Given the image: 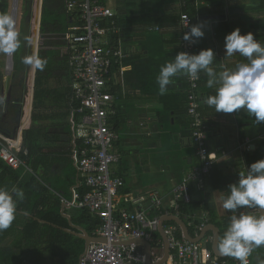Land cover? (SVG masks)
<instances>
[{
    "label": "crops",
    "instance_id": "obj_1",
    "mask_svg": "<svg viewBox=\"0 0 264 264\" xmlns=\"http://www.w3.org/2000/svg\"><path fill=\"white\" fill-rule=\"evenodd\" d=\"M35 1L36 10H34ZM0 2L2 3V8L3 2L6 1L0 0ZM10 2L12 3V15L14 0ZM20 3L21 1L18 0L16 28ZM116 6L117 8L113 7L118 12L117 20L119 24L120 20L124 22V25L121 24L124 34L122 35L129 56L128 60H125L124 76L119 77L120 84L115 87L113 93L115 95L114 107L118 112V120L122 123L117 126L119 140L116 143V147L121 154V161L112 170L115 176L122 178L124 181V186L120 191L121 195L129 194L134 199V202L130 203L122 201L120 206L130 212L145 209L148 206L149 195L158 193L157 195L161 199L163 206L162 211L170 212L169 216H174V211L172 210L174 207L173 191L193 165L198 163V157L192 140L191 119L184 113L186 109V76L173 78V82L167 86V92L164 95L159 94L156 77L160 68L166 62L170 61L177 53L183 52L178 42L181 34L178 22L182 10L179 0H147L144 6L129 3L128 8L123 7L118 0ZM42 9L43 0H34L33 6L31 4L29 21L30 23L32 21L34 34L35 28L37 29L38 26L39 30H41ZM3 11L0 9V13H4ZM186 11L190 15L192 25L201 21L206 22L205 36L203 39L195 41L194 53H198L201 49L212 48L216 55V61L213 66L217 71L234 69L238 63L245 60V58L235 54L232 57L224 55V37L234 29L239 28L242 35L252 32L254 38L264 45V0H188ZM157 27L159 30H156ZM24 37L25 35L23 34L21 42H23L24 46L21 58L26 52L28 41V37L27 40ZM62 39L64 40V53L65 36ZM39 42L40 32L38 31L37 41L34 35L32 51L33 55L37 57L39 54ZM14 55L12 56L13 68ZM35 70L37 73V69L30 67L28 73L30 75L29 95L26 104V115L24 113L21 122H19L20 112L16 109L24 105L26 101L24 93L23 95L21 94V98L19 94L18 98L15 96L17 99H12L13 89L9 82L13 81L16 74L13 73L12 79L7 81L3 70H0V98H3L4 101V103L0 104V128L6 129L10 134L5 135L11 138L13 149L19 152L20 149L22 150L21 158L22 154L23 156H28V150L23 146V135L32 125ZM6 72L8 74L11 73V70H7V61ZM66 72L68 73V79L63 80L62 83L64 84L65 81L64 86L68 85L70 87L71 94L69 98L72 103V76L68 67L67 57ZM54 82L57 85V82ZM22 83L25 86L24 81ZM199 85L200 111L207 126L206 142L209 150L214 155L215 164L210 176L206 178V189L203 193L197 192L195 187L190 186L193 201L184 206L183 209L186 210L178 218L181 219L183 217L181 220L186 224L189 233L190 229L193 230L192 228H194L195 235L192 237L190 234L192 238L199 237L209 225L219 229V238H221L228 226L230 215L222 208L221 197L226 194L225 191L229 184L237 182L239 172H246V168L252 163L257 162L259 159H264V125L260 126L254 123V119L248 116L244 110L231 114L215 113L214 108L208 107L204 103L207 96L214 94V89L207 87L206 75L200 74ZM8 89L10 92L12 90L11 94L6 93ZM12 122H14V125ZM48 146L51 149L44 151L53 153L62 151L64 153V144L62 142L57 144L52 142ZM220 149H223L227 154L221 156L218 153ZM24 151H27V155L24 154ZM40 157L41 155L33 156L31 158L33 164L38 163L41 166L42 164L40 165L38 162ZM50 158L53 157H42V161L48 164L49 175L53 178L65 180V163H52L48 160ZM22 160L24 161V166L18 169L11 168L15 171L22 170L24 174L31 172L32 170L27 166V161L25 159ZM84 189V193H86L87 190L86 188ZM65 193L66 191L63 189L57 195L69 200L71 190L70 197L66 196ZM62 209H64V212L61 211L62 215L71 224V215L68 213L72 212L74 214L75 210L79 209H69L63 204ZM68 210L71 211L65 213ZM249 211L259 214L256 210ZM154 213L150 212L149 216L153 217ZM23 214L30 218L32 216L31 214ZM206 218L209 219V222L203 229H200L199 225ZM172 222L165 221L164 225L172 224L179 229V225ZM79 228L81 227L71 224L70 229L63 231L79 238L76 235L80 233ZM89 235L91 236L92 234ZM155 237L157 236L155 235ZM157 238L161 239L160 234ZM3 239V241L0 240L1 247L11 245L12 237ZM214 242L215 231L213 230H208L200 241L204 248L211 250L215 254L213 250ZM154 247L164 249L163 242L160 246L153 245L152 248L151 260L153 263H158L163 257L164 250L163 253H155ZM160 255H162L161 259L157 260ZM215 255L222 258L228 257L219 254ZM252 263L264 264V245L254 249Z\"/></svg>",
    "mask_w": 264,
    "mask_h": 264
},
{
    "label": "built area",
    "instance_id": "obj_2",
    "mask_svg": "<svg viewBox=\"0 0 264 264\" xmlns=\"http://www.w3.org/2000/svg\"><path fill=\"white\" fill-rule=\"evenodd\" d=\"M111 1L64 0L65 13L72 21L65 38L64 53L72 76L71 101L75 105L69 116L71 160L79 183L71 188L70 199L62 198L61 202L69 209L86 210L100 220L91 236L105 239V242H92L80 256L78 264H147L145 245L135 241L144 240L152 248L153 245L160 246L162 240L155 237L160 219L171 213L162 211L158 193L149 195L145 209L130 212L120 206L122 201L130 203L134 199L129 194L121 195L124 181L112 170L121 161L116 147L119 135L111 124V118L116 116L112 89L120 84L119 77L124 76L129 53L122 35L123 28L117 20L118 12L111 6ZM187 1L179 0L182 11L178 42L183 52L194 54L195 42L183 40L184 33L192 25L186 11ZM186 79L187 113L191 119L198 163L173 191L175 217L184 214V206L193 201L190 186L199 193L205 191L206 178L215 164L214 155L207 146V126L200 111V78L186 76ZM11 142V138L0 131V158L18 169L25 165L20 157L22 150L15 151ZM218 153L221 156L227 154L223 149ZM24 154L27 155V151ZM83 187L87 190L84 194L80 193ZM150 212L155 215L150 217ZM208 222L206 218L199 228L203 229ZM164 230L170 249V256L164 264H239L232 257L222 258L201 243H191L183 235L180 237L175 225H164ZM252 254L248 258L249 264H253Z\"/></svg>",
    "mask_w": 264,
    "mask_h": 264
},
{
    "label": "trees",
    "instance_id": "obj_3",
    "mask_svg": "<svg viewBox=\"0 0 264 264\" xmlns=\"http://www.w3.org/2000/svg\"><path fill=\"white\" fill-rule=\"evenodd\" d=\"M31 4L32 2L29 0L26 12L28 20H30ZM121 24L124 25V22L120 20ZM71 26L72 21L64 12L63 0H43L38 57L45 60L46 64L42 70L37 69L32 125L23 135V146L28 150V156L22 154V159L27 161V166L32 171L26 172V174L22 170L15 171L0 158V187L9 189L16 187L24 192V198L18 201L15 221L10 228L0 232L1 241L4 240L3 238L12 237L10 246H0V264H25L26 259L24 258L29 260V264H43L46 252L49 253L54 264H78L79 258L85 250V243L82 239L66 234L63 230L70 229L71 224H73L83 228L88 234H93L100 225L99 218L86 210H75L74 214L66 211L65 213L71 215L70 224L61 212L62 197L57 195L64 189L66 191L65 195L70 197L71 188L79 183L78 174L71 160L72 137L71 127L68 123L69 114L74 108V104L70 102L69 98L71 94L70 87L68 85L64 86L62 83L63 80L68 79L62 37L65 36L66 38ZM38 31L39 26L36 29L37 34ZM52 80L57 82V87L50 88ZM115 87L112 89L113 93ZM185 100L186 109L184 113L189 117L187 113L189 107L187 91ZM118 119L119 116L116 110V116L111 118V124L116 131L117 126L122 123ZM58 120L66 121L65 123H53L51 125L52 129L56 131L51 133L50 125L46 122ZM253 122L256 123L255 120ZM58 126H61L63 132L68 135V140H63L62 133L58 132ZM0 131L10 135L6 129L0 128ZM52 142L55 144L62 142L64 153L62 151L55 153L44 151L49 149L48 145ZM35 155H41L38 161L40 165L42 164L41 166L38 163L33 164L31 158ZM49 156L53 157L48 159L52 163H65V180L53 178L49 175L48 164L42 161V157ZM84 192L85 189L81 188L80 193L84 194ZM185 210L183 209V212ZM23 213L32 216L30 218ZM192 229L194 230V228ZM193 230L190 229L192 237L195 235ZM182 235V229L179 226V236ZM156 236L159 237V234L157 233ZM161 257L162 255L157 260Z\"/></svg>",
    "mask_w": 264,
    "mask_h": 264
},
{
    "label": "clouds",
    "instance_id": "obj_4",
    "mask_svg": "<svg viewBox=\"0 0 264 264\" xmlns=\"http://www.w3.org/2000/svg\"><path fill=\"white\" fill-rule=\"evenodd\" d=\"M206 22L188 27L184 41L195 42L205 36ZM21 47V34L11 14L0 13V54L13 56ZM245 58L234 69L217 71L216 55L212 48L198 53L179 52L166 62L156 77L159 94L167 92L173 78L187 76L199 79L207 77V87L214 94L204 103L215 113L231 114L244 110L257 124H264V45L252 32L241 34L239 28L224 37V55ZM25 65L42 70L46 61L33 55L23 60ZM4 103L0 98V104ZM246 172H239L236 183L227 186L221 197L222 208L229 213L224 235L218 239L217 250L222 256L249 264V256L256 247L264 245V159L252 163ZM24 198L22 189L0 187V232L11 227L17 217L18 201ZM256 210L259 214H254Z\"/></svg>",
    "mask_w": 264,
    "mask_h": 264
},
{
    "label": "rangeland",
    "instance_id": "obj_5",
    "mask_svg": "<svg viewBox=\"0 0 264 264\" xmlns=\"http://www.w3.org/2000/svg\"><path fill=\"white\" fill-rule=\"evenodd\" d=\"M6 2H3L4 4L2 5V8H1V2H0V9L1 10H4L3 12L4 13H7V14H11V10H12V7H11V0H5ZM21 3H20V6H19V13H18V19H17V31L21 34V39H23V34L25 35L24 39L27 40V37H28V41H27V47H26V52H24L23 54V58H21V54L23 53V42H21V47L18 49V51L15 53L14 55V68L13 70L11 71V73H7L6 72V61L8 59V56H5L3 54H0V70H3V74L4 76L6 77L5 80L7 81H10V79H12V75L13 73L16 74L13 81L9 82V85H12V89H13V93H12V90L10 92V90L8 89L6 91V93H12V99H17L18 98V95L20 94V98H21V94L23 95L24 93V98L26 99L24 105H21V107H19L18 109L16 110H19L20 112V120L19 122H21V120L23 119L24 117V113L26 115V108H27V98H28V95H29V78H30V75L28 74L29 73V70H30V66L29 65H25L23 63V60L24 58L26 57H30L33 55V46H34V35L36 37V40H37V32H36V28H35V34H34V30H33V24H32V21L30 23V21L27 19V4H28V1L29 0H20ZM121 5L123 7H126L128 8V4H136L137 6H144L146 3H147V0H119ZM33 3H34V0H32V6H33ZM118 4V0H113L112 3H111V6L117 8V5ZM142 4V5H141ZM113 7V8H114ZM37 9V5H36V1H35V7H34V10ZM35 15V14H34ZM35 18V16H34ZM34 22V21H33ZM25 43V42H24ZM27 73V74H25ZM22 81H24L25 83V86H23V83ZM22 84V85H21ZM64 84H65V81H64ZM21 87H23V89H21ZM57 87L56 83L54 81H52V83L50 84V88H55ZM26 95V97H25ZM17 98H16V97ZM7 97V96H6ZM15 97V98H13ZM17 108V107H15ZM14 112V111H13ZM10 113H12L10 111ZM14 114V113H13ZM13 116V115H12ZM15 116V115H14ZM66 121V120H65ZM65 121H47L46 124L50 125V132L53 133L55 132L56 130L55 129H52V124L53 123H65ZM13 125H14V122H12ZM58 132L62 133V138L63 140H68L67 138V134L65 132H63V128H61V126H58ZM51 148H49L50 150ZM66 175V173L64 174ZM64 184V183H63ZM71 210H68V212H70ZM163 248H156L154 247V252L155 253H162L163 252ZM25 256H27V254H25ZM26 259V263L25 264H29V260H27V258H24ZM43 264H54L53 260L50 258V255L48 252H46L45 256H44V259H43Z\"/></svg>",
    "mask_w": 264,
    "mask_h": 264
},
{
    "label": "water",
    "instance_id": "obj_6",
    "mask_svg": "<svg viewBox=\"0 0 264 264\" xmlns=\"http://www.w3.org/2000/svg\"><path fill=\"white\" fill-rule=\"evenodd\" d=\"M17 6H18V0H14V8H13L12 16L15 18V20L17 18ZM39 32H40V30H39ZM12 69H13V57L8 56L7 70L12 71ZM35 73H36V70H35ZM62 212H64V209H62ZM66 217L69 219L68 216H66ZM165 221H173L176 224H178L183 229V233H184L185 238L191 243H200V241L203 239V237L205 236V234L208 230L215 231V242H214L213 250H214L215 254L220 255V253L218 252L217 247H216L218 239H219V229L218 228H216L215 226L209 225L202 231V233L199 237L192 238L190 236V233H189V230H188L186 224L180 218L175 217V216H165V217H162L160 219V225H159V234H160L162 242H163L164 254H163L162 259L158 263H153L151 260V258H152V245L150 243L145 242L144 240L135 241V243H137V244H143L146 246V262H147V264H164L170 256L169 241H168V238L165 234L164 227H163V224ZM79 230H80V233H77L76 235L85 242V250H87V248L89 247V245L92 242H95V243H104L105 242V239L91 237L84 229L79 228Z\"/></svg>",
    "mask_w": 264,
    "mask_h": 264
},
{
    "label": "bare ground",
    "instance_id": "obj_7",
    "mask_svg": "<svg viewBox=\"0 0 264 264\" xmlns=\"http://www.w3.org/2000/svg\"><path fill=\"white\" fill-rule=\"evenodd\" d=\"M37 37H38V35H37ZM37 43V42H36ZM37 46V45H36ZM160 225V224H159ZM163 227H164V224H163ZM165 231V230H164Z\"/></svg>",
    "mask_w": 264,
    "mask_h": 264
}]
</instances>
